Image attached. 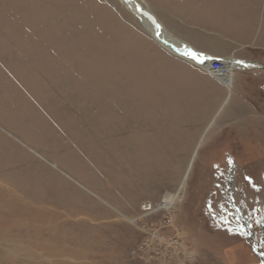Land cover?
I'll return each instance as SVG.
<instances>
[{
  "label": "rangeland",
  "instance_id": "rangeland-1",
  "mask_svg": "<svg viewBox=\"0 0 264 264\" xmlns=\"http://www.w3.org/2000/svg\"><path fill=\"white\" fill-rule=\"evenodd\" d=\"M135 1L170 44L264 64V0ZM146 29L121 0H0V264H166L141 205L168 195L190 264L258 263L264 71L219 81Z\"/></svg>",
  "mask_w": 264,
  "mask_h": 264
},
{
  "label": "built area",
  "instance_id": "built-area-1",
  "mask_svg": "<svg viewBox=\"0 0 264 264\" xmlns=\"http://www.w3.org/2000/svg\"><path fill=\"white\" fill-rule=\"evenodd\" d=\"M164 199L163 197L160 201H146L141 205L142 213L145 216L158 215L159 213L164 214L163 220L154 224V228L143 229L144 232L145 229L148 231L145 233H148L146 242L150 243L149 250L153 251L155 260L167 258L166 264H190L193 262L192 254L183 238L179 234H166L167 231L165 230L173 225L171 213L176 204L169 209L163 208L162 205H165ZM146 254L148 256L152 255L150 252ZM151 262H153L152 264H156L154 261H148L147 263Z\"/></svg>",
  "mask_w": 264,
  "mask_h": 264
},
{
  "label": "bare ground",
  "instance_id": "bare-ground-1",
  "mask_svg": "<svg viewBox=\"0 0 264 264\" xmlns=\"http://www.w3.org/2000/svg\"><path fill=\"white\" fill-rule=\"evenodd\" d=\"M123 4H125L128 9L138 18L142 21V24L145 25V27L147 28L146 30L148 31V33L151 35L152 39L157 42L162 48L164 49H169L171 51H174V48H176V50L182 54H186V55H191L193 54L192 50L189 48V46L183 42L180 41V44L183 46L181 48L177 47L174 42V44H170L169 42L166 41V39H169L170 36L168 34V32L165 30V28L160 24L159 22V25H160V29L162 30V32L160 31V29H158L156 26H155V23H154V20L150 17H146L147 16V13L148 14H151L147 9H144L143 7H141L138 3L137 4H134L131 0H121ZM221 1V0H219ZM227 1V0H226ZM225 2V1H224ZM221 3V2H220ZM223 4V3H222ZM222 6V5H221ZM223 9V8H222ZM224 10V9H223ZM227 11H229V9H227ZM223 12H226V11H223ZM227 13V12H226ZM146 14V16H145ZM152 15V14H151ZM153 16V15H152ZM225 17V16H224ZM155 18V16H154ZM163 35V36H162ZM165 37V38H163ZM171 39V38H170ZM176 54V53H174ZM179 55V54H177ZM202 55V54H201ZM197 66V65H196ZM237 67V68H240V69H252V68H244V67H239L238 65H235L233 64V61H232V64L229 65V67ZM220 72V71H218ZM218 72H211L213 76L216 77L217 80L220 81V77L218 75H221V74H226V73H218ZM218 77V78H217ZM105 130H109L108 128H105ZM156 138V137H155ZM131 142V141H130ZM153 142V140H152ZM152 142H148L146 140H144L143 136L140 134H138V139H137V144L138 146H140L139 148L143 147V148H148L149 146H153L154 148L151 147V149H154L156 151V147L154 145H152ZM157 143V142H156ZM134 143H132L133 145ZM130 145V143H129ZM128 145V146H129ZM130 147V146H129ZM149 147V148H150ZM162 147V146H161ZM173 147V146H172ZM148 148V149H149ZM158 148V147H157ZM168 148V147H166ZM165 148V149H166ZM160 149V148H159ZM169 149H171L169 147ZM163 151V150H162ZM164 152V151H163ZM153 155V154H152ZM151 153H144V154H141L140 157L144 158V159H147V160H151L152 156ZM176 197L175 195H168L165 197V205H162L163 208H166V209H169L171 207H173L175 205V202H176Z\"/></svg>",
  "mask_w": 264,
  "mask_h": 264
},
{
  "label": "water",
  "instance_id": "water-1",
  "mask_svg": "<svg viewBox=\"0 0 264 264\" xmlns=\"http://www.w3.org/2000/svg\"><path fill=\"white\" fill-rule=\"evenodd\" d=\"M134 4H137V2L135 0H131ZM146 16V14H145ZM146 17H150L154 20L155 26L160 29V25L159 22L156 18H154V16H152L151 14L147 13ZM160 31L162 32V30L160 29ZM190 48V47H189ZM191 49V48H190ZM192 50V49H191ZM193 54L191 55H186V54H182L180 52H178L176 50V48H174V53L179 54L181 56V58L190 61L191 63L204 68L205 70H209L210 72H218L216 71L215 68H221L222 70L220 71L221 73H226L229 71L230 67L229 65L233 64L238 65L239 67H244V68H252V69H260L264 71V64H259V63H255V62H251V61H243V60H236V59H221V58H217V57H213L210 55H206V54H202L200 55V53L192 50ZM193 55H195L196 58H193ZM238 61H243L244 63H238ZM246 65V66H245ZM232 68V67H231ZM218 72V73H220Z\"/></svg>",
  "mask_w": 264,
  "mask_h": 264
},
{
  "label": "flooded vegetation",
  "instance_id": "flooded-vegetation-1",
  "mask_svg": "<svg viewBox=\"0 0 264 264\" xmlns=\"http://www.w3.org/2000/svg\"><path fill=\"white\" fill-rule=\"evenodd\" d=\"M249 238L253 241V244H249L248 246L251 251L256 254L255 258L258 260L257 264H264V252L262 251L263 247L261 246L260 241L255 238V234H253L252 230H250ZM258 252L261 255H259Z\"/></svg>",
  "mask_w": 264,
  "mask_h": 264
},
{
  "label": "snow or ice",
  "instance_id": "snow-or-ice-1",
  "mask_svg": "<svg viewBox=\"0 0 264 264\" xmlns=\"http://www.w3.org/2000/svg\"><path fill=\"white\" fill-rule=\"evenodd\" d=\"M193 58H196L195 57V55H193ZM238 63H241V64H243L244 62L243 61H238ZM246 66V65H245ZM229 163H231V160H229ZM246 179H251V178H249V177H246ZM239 211V209H237V212ZM225 223H228V221L225 219ZM242 227V226H241ZM230 231H231V229H230Z\"/></svg>",
  "mask_w": 264,
  "mask_h": 264
},
{
  "label": "crops",
  "instance_id": "crops-1",
  "mask_svg": "<svg viewBox=\"0 0 264 264\" xmlns=\"http://www.w3.org/2000/svg\"><path fill=\"white\" fill-rule=\"evenodd\" d=\"M233 85H234V84H233ZM258 254H259V252H258ZM252 255H253V256H252L253 258L256 256V254L253 253V252H252ZM259 255H261V254H259Z\"/></svg>",
  "mask_w": 264,
  "mask_h": 264
}]
</instances>
